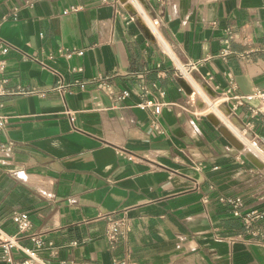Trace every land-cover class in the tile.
Segmentation results:
<instances>
[{"label": "crops", "instance_id": "1", "mask_svg": "<svg viewBox=\"0 0 264 264\" xmlns=\"http://www.w3.org/2000/svg\"><path fill=\"white\" fill-rule=\"evenodd\" d=\"M136 8L161 19L176 61L197 64V81L212 76L226 90L231 73L232 94L264 90V0H0V41L10 47L0 54L7 87L43 91L3 100L8 132L0 142L14 150L0 157V235L17 232L11 214L21 211L32 231L57 247L55 256L39 253L50 264H264V169L227 126L225 135L245 155L195 117L147 26L122 17ZM225 40L231 53L222 56ZM65 48L83 53L67 58ZM78 67L83 72L72 71ZM100 75L131 97L113 108L102 90H51ZM143 100L186 110L164 106L159 133L151 110L137 106ZM234 120L249 125L264 148V103L244 101ZM236 197L245 213L263 214L250 230L232 213ZM113 213H125L130 224L128 242L115 249L103 219ZM23 257L12 254L14 262Z\"/></svg>", "mask_w": 264, "mask_h": 264}, {"label": "built area", "instance_id": "2", "mask_svg": "<svg viewBox=\"0 0 264 264\" xmlns=\"http://www.w3.org/2000/svg\"><path fill=\"white\" fill-rule=\"evenodd\" d=\"M121 1V0H120ZM159 2L165 3L167 0H158ZM122 2V1H121ZM122 4H125L122 2ZM74 9H72L73 11ZM122 17L127 22V24L135 22H143L150 33L149 37L154 40L157 44L158 50L161 54L168 58L172 62L171 74L172 76L187 84L190 88L191 93H187L182 87L181 91L185 92L188 98V104L193 108V114L197 118H206L209 120V117H214L218 121V125L215 127H226V123H231L235 128H237L243 134V137L249 142V144L256 143L259 147H263V142L259 136L251 132V127L247 126H237L235 122L236 110L238 106L244 105V101H253L258 100L261 103H264V90H255L252 93L239 96L237 94H232L235 92L236 84L235 77L233 74L229 73V84L226 90L222 89L220 86L212 84L213 77L208 76L202 78V81L199 82L194 78L193 72L197 70L196 63H186L181 64L176 61L175 53L173 49L168 45L164 40L161 34V19L154 17L147 10L142 12L140 8H136L135 11H132L129 16ZM142 24V23H141ZM226 47L222 50L221 55L227 56L231 53L229 40H225ZM10 50L8 44L0 41V54L6 56ZM83 51L74 48V49H62L60 54L70 58L72 55H82ZM243 57V56H242ZM160 66V65H159ZM6 68L7 63L5 59H0V135L7 136L8 132V118L2 113L4 108V98L7 96L15 94H33L41 96L43 91L41 90H25L21 87L16 90H10L7 87L8 79L6 77ZM75 73L83 72V69L73 68L72 70ZM111 77L100 75L96 78L89 80H82L76 78L70 83L64 84L62 81L57 84V86L51 88L52 91H57L64 93L66 90L71 88H79L81 91L88 90L90 88L102 90L105 92L110 100L112 101L113 108H117L121 102L129 99L132 95L129 89L124 90H113L110 86ZM144 96L147 91H144ZM163 95V94H162ZM234 100L235 105L229 106L230 102ZM142 110H151L152 120L151 126L157 130L159 133H162V127L159 121V115L164 106L174 109L186 110L185 105L175 102H170L167 104H153L152 102L141 101L137 105ZM211 108H214L217 112H213ZM254 115L261 113L259 108L251 109ZM220 115V116H219ZM69 117L71 122L74 121V115L69 112ZM210 121V120H209ZM225 121V122H224ZM233 146V145H232ZM234 147V146H233ZM235 148V147H234ZM256 148V147H255ZM237 151L241 152V149L235 148ZM257 149V148H256ZM14 145L12 142H0V157H10L13 154ZM242 153V152H241ZM257 158L262 161L263 167H257L252 161V164L258 169H264V159L259 157L262 153L257 149ZM245 155V154H244ZM246 156V155H245ZM247 157V156H246ZM264 158V157H263ZM17 176H20L19 172L15 173ZM229 203L232 206V213L235 217L242 219V222L245 225L247 230L252 228L253 223L260 219L263 214L259 211L244 212V201L241 197H236L229 200ZM12 222L14 223L17 232L14 235L1 234L0 235V261L10 263V264H50L46 262L43 258L40 257L39 253L41 251H48L51 255L55 256L58 254V249L54 245L53 241L46 240L41 234L35 233L32 231L33 224L30 218V215L27 212L14 211L11 214ZM103 219H106V229H105V238L111 249L117 248L120 243H127L130 232V224L125 213H113L108 216H104ZM29 240L32 242L33 247H27L23 244V241ZM78 242H73V245H77ZM14 251L20 252L24 257L20 260L14 262L12 254ZM60 264H67L61 262ZM113 264H132L129 259L115 260Z\"/></svg>", "mask_w": 264, "mask_h": 264}, {"label": "bare ground", "instance_id": "3", "mask_svg": "<svg viewBox=\"0 0 264 264\" xmlns=\"http://www.w3.org/2000/svg\"><path fill=\"white\" fill-rule=\"evenodd\" d=\"M124 2H125V5H127V6H130V0H123ZM141 11L142 12H144V11H146L144 8L143 9H141ZM211 110L214 112H217L214 108H211ZM220 116V115H219ZM217 122V121H216ZM228 125H226L227 126V129L231 132V136L234 138V141H235V143H236V145H241V143L243 144V146H244V148H245V151L246 152H250V153H252V154H256L257 155V147H256V145L255 144H249V142L246 140V138L245 137H243V134H247L248 135V137L250 136L247 132H245V133H242V132H240L237 128H235L233 125H231V123H227ZM229 133V132H228ZM232 142V141H231ZM241 142V143H240ZM233 146H234V144H232ZM257 149H256V148ZM259 150V149H258ZM260 151V150H259ZM261 152V151H260ZM262 153V152H261ZM253 155V156H254ZM262 155H263V153H262ZM264 156V155H263ZM259 157H261V156H259ZM253 158V160H254V162L259 166V167H261L262 166V161L261 160H259L257 157H252ZM263 159V158H262Z\"/></svg>", "mask_w": 264, "mask_h": 264}, {"label": "water", "instance_id": "4", "mask_svg": "<svg viewBox=\"0 0 264 264\" xmlns=\"http://www.w3.org/2000/svg\"><path fill=\"white\" fill-rule=\"evenodd\" d=\"M123 3H125L123 0H121ZM181 85H182V87L185 89V91L187 92V93H191V90H190V88L187 86V84L186 83H184V82H182L181 81ZM209 120H210V122L213 124V125H218L219 123H218V121L217 122H215V121H213V119H212V117L210 116L209 117ZM219 132L222 134V136H224L229 142H230V144L232 145L233 143L231 142V140L225 135V132H224V127H219ZM235 148H237V149H241L242 147H237V146H234ZM247 156V155H246ZM247 158L250 160V161H252L257 167H259L252 159H250V157H248L247 156ZM263 167V164H262V166L261 167H259V168H262Z\"/></svg>", "mask_w": 264, "mask_h": 264}, {"label": "rangeland", "instance_id": "5", "mask_svg": "<svg viewBox=\"0 0 264 264\" xmlns=\"http://www.w3.org/2000/svg\"><path fill=\"white\" fill-rule=\"evenodd\" d=\"M249 134V133H248ZM250 135V134H249ZM233 138V137H232ZM252 144H255L256 145V147L263 153V155H264V148L262 147H259V145L258 144H256V143H253L252 142ZM243 154H245L244 152H242ZM250 153V152H249ZM250 154H252V153H250ZM254 155V154H253ZM263 155H261V157L263 158L264 156ZM256 157V156H255ZM264 159V158H263Z\"/></svg>", "mask_w": 264, "mask_h": 264}]
</instances>
